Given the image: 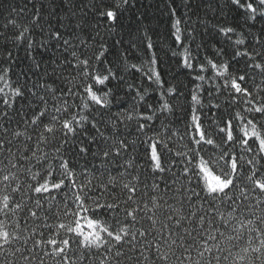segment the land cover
<instances>
[{"label":"trees","instance_id":"16d2710c","mask_svg":"<svg viewBox=\"0 0 264 264\" xmlns=\"http://www.w3.org/2000/svg\"><path fill=\"white\" fill-rule=\"evenodd\" d=\"M116 3L117 0H0V76L4 77L0 80V89H3L0 92V125L9 129L5 136L0 128V139L5 141L6 149L0 151V223L4 224L9 233L7 241L0 237V264H40L41 260L43 264H55L51 257L43 255L40 247L35 249L33 255V240L40 239L39 235H33V230L43 231L49 238H69L72 234L59 228V224L76 227L74 219L79 221L85 234L90 231L88 219H97L100 225L108 227L114 235L122 227L129 232L135 231L138 241L136 250L131 251L130 246L122 248L126 256L120 264H136L135 258L140 256L141 250L149 259L145 261L141 258L139 264H162L157 254V244L160 254L168 256L167 264H264V246L261 245L264 240V205H255L254 194L249 191V199H244L240 191L235 190L232 193L235 199L233 204L231 200L224 203L206 200L205 193L201 192L199 201L192 197L189 202L186 198L188 189L192 188L196 192L201 189L195 178L189 184L182 175V169L187 168L190 175L199 177V185H203L206 190L208 171L219 175L224 170L223 163H218L220 152L223 151L225 155L240 154L241 144L238 141L244 138L242 129L247 120L253 119L255 115L256 120L253 122L260 129L259 114L245 111L250 105L244 103L245 98L235 94L230 86L227 89L224 87V81L229 77H219L218 70L211 68L210 61H227L228 57L216 56L215 49L223 46L230 53L231 44L240 34H243L246 42L252 41L253 34L260 32L264 21L246 22L245 14L233 9L228 0H133L130 6L122 10L120 25L113 28L110 21L98 13L116 10ZM173 8L175 12L171 11ZM37 10L41 16L39 21L33 15ZM177 19L181 20L179 25L176 24ZM221 24L236 29L231 42L218 34L216 26ZM56 30L71 41L81 62L85 58L89 60L87 71L99 74L111 66V70L122 77L118 82L113 81V90L117 95L111 98L112 107L105 113L104 123L100 127L105 135L112 136L110 144L123 139L129 144L134 143L135 149L130 148L127 154L122 153L120 157H112L111 162H106L100 155L99 146L102 141L97 137L96 143L87 145L89 153L86 156L80 155L74 148L65 155V159L71 157V166L74 167L78 183L87 182L81 175V170H85L88 180L95 185L89 193L93 199L99 198L101 203H105L115 198L120 202L121 209H139L134 224L130 218H126L124 211H120L115 218L110 213L93 216L91 212L84 211L75 218L71 214L65 215L66 204L69 213L75 211V208L71 206L70 198L68 201L62 199V193H54L52 212L48 211V199H41L43 211L35 208L36 196L49 197V193L35 194L33 188L44 182V168L55 169L59 164L56 148L62 142L63 121L67 119L71 122L74 115L77 118L88 115L90 109L92 115H96L99 108L85 91L88 84L92 83L91 77L83 75L82 64L81 67L71 66L77 64L71 56L72 47L64 51V46L51 38V33ZM176 36H180L183 43L175 40ZM30 41L33 45L31 49L28 48ZM42 41L46 47L39 46ZM148 43L153 45L151 50L147 49ZM102 45H107L108 50L107 59L101 66L95 57ZM245 46H241V50ZM193 56L196 57L195 61L191 59ZM186 57L193 64L192 69H185L183 61ZM152 59H156L157 63L152 64ZM37 63L39 68L36 67ZM199 64L205 65L203 72H200ZM155 72L160 75V84H157L154 76L148 78ZM196 74L205 76L204 82H196L202 84L204 90L197 89L192 93L195 87L193 77ZM251 75L258 85L253 87V82L249 81V91L253 93L251 106H260L264 104V77L257 72ZM53 79L56 81L53 86L60 91L55 97H46L48 102L44 107L50 114L57 116L56 123L52 125L56 131L49 134L42 127L35 129L28 117L38 106L31 94L37 90L34 85L38 82L51 84ZM217 87L220 89L218 93ZM209 88L212 89V99L208 98ZM17 89L24 92L23 99L15 95ZM190 93L197 95L199 104L192 101ZM233 96L236 97L235 102ZM6 100L8 104L4 103ZM165 102L173 109L171 114H166V118L161 115V106ZM146 103L151 104L161 118L148 124L142 134L138 124L144 122L143 115L151 114L145 107ZM200 104L203 105L202 110ZM57 109L60 111L57 112ZM3 112L9 113L10 120L3 118ZM235 114L245 119L238 121L234 118ZM191 115H195L205 129L209 128L210 121L215 122L213 127L223 128L224 121L231 119L232 133L237 142L217 139V151L205 147L203 151L194 152L189 143V135L185 132V121H189V125L195 123L191 121ZM113 124L116 126L114 135ZM260 130L264 133V129ZM14 132H20L21 135L17 137ZM88 133L90 136L96 135L91 127ZM41 134L45 139H40ZM209 135L215 137L216 133L213 131ZM150 139L166 141L171 150V154H166L164 159V166L170 170L164 174L154 171L155 161H150V152H145L149 148ZM76 142L73 141L74 144ZM258 143L254 138L249 139L253 152H244V159L252 158L264 164L257 155H253ZM177 152L182 153L184 158L176 156ZM45 156L48 162L42 167L37 163V157L43 161ZM129 157L135 158V167L125 172L122 165ZM118 173L123 175L118 176ZM4 175H9L10 180L3 181ZM34 175L36 179H33ZM110 175L117 178L119 186L109 187L105 191L104 185L109 183ZM153 182L159 187L153 189ZM240 182L248 186L247 181L236 183ZM125 183L136 188L133 200L127 203L124 201L130 193L122 188ZM5 196L10 198L9 209H3ZM17 202L26 207L13 212L11 209ZM29 208L36 210L39 216L51 217L43 221L54 225L51 231L44 228L40 220L34 221L30 217ZM55 211L60 213L58 218L53 215ZM192 212H196L197 217L204 216L203 228L191 217ZM170 216L172 219H169ZM181 216L188 217L192 223L186 219L181 221V227H176L174 222ZM250 220L251 224L248 223ZM38 224L41 225L39 229L36 228ZM96 231L105 240L112 241L106 233L100 232L99 227ZM139 231H144L146 237H140ZM209 234L216 239L208 241ZM205 243L211 249L210 252L204 251ZM186 248L188 251H185ZM16 249H21L30 260L25 261ZM255 249H259V252ZM47 250L50 251L51 246ZM109 250L115 252V248ZM97 252L101 257L105 255L103 249H92L93 256ZM200 252H204V255L201 256ZM78 254L79 250L73 245V249L68 252L69 257L75 259ZM95 264H99V260Z\"/></svg>","mask_w":264,"mask_h":264},{"label":"snow or ice","instance_id":"6c2138e0","mask_svg":"<svg viewBox=\"0 0 264 264\" xmlns=\"http://www.w3.org/2000/svg\"><path fill=\"white\" fill-rule=\"evenodd\" d=\"M133 0H117L115 5L116 10H107L100 11L98 15L102 17H106L113 28L120 25V15H122V10L132 4ZM228 3L231 5L233 9L239 10L241 13L245 14L246 22L251 20L253 22L256 21H264V0H228ZM13 11H16L13 9ZM21 12L23 9L20 10ZM172 12L176 10L171 9ZM36 18V21L41 19L39 10L33 14ZM11 23H14L10 21ZM181 20L177 19L176 24L179 25ZM255 24L252 25L254 27ZM27 30V29H26ZM216 30L219 35H222L228 42H231L232 35L236 32V29L230 25H217ZM22 35V34H21ZM189 38H191L190 34H188ZM51 38L56 40L58 44H62L64 46V51H68L71 45V41L62 36L59 30H56L51 33ZM175 40L180 41V36H176ZM247 44V46H245ZM32 42L30 41L28 44V48H32ZM40 47H46L45 42H40ZM232 51L229 53L226 49L221 46L215 49V54L218 57L224 58L228 57L227 61L221 60V63H217L216 61H210L211 68L217 71V75L219 77H229L224 81V87L227 89L229 86L232 90H234L235 94H238L241 97H244V103L250 105L245 109L246 112L251 114H259L261 117L260 120V129H264V104L260 106H251L253 105V101L250 99L253 95L252 92L249 91V81H252L253 87H258L255 84V77L251 75L252 72H257L258 75L264 77V25H262L259 33L253 34L252 41L246 42L243 34H240V37L235 39L234 43L231 44ZM241 46H245L243 50H241ZM153 45L151 43L147 44V49L151 50ZM199 47V46H198ZM259 49V50H258ZM107 45H102L101 50L98 55H96L95 59L99 65H103V62L107 59ZM190 52L191 49H188ZM71 56L73 59L77 61V64L71 65L72 67H81L84 76H90L92 83L88 84L85 91L90 95V99L95 105L99 106L97 109L96 115H92L91 109L89 110L88 115H80L72 116L71 122L69 120H64L62 124V142L56 148L57 159L59 160V164L55 169L52 167L44 168V182L39 183L38 186L33 188V192L35 194L49 193V197L36 196L34 199L35 208L43 211L44 205L41 203V199L49 200V212H52V202L55 201L54 193H62V199L64 201H68L71 199V206L75 208V211H71L69 213V207L66 204L64 207V214H71L73 218L78 216L81 211L91 212L93 216L103 215L104 213H110L115 218V216L120 212L124 211L126 214V218H130L131 222L134 224L136 222V213L139 209H121L120 202H118L115 198L112 202L101 203L100 199H93L91 195H89L91 188L95 187L94 184L88 180L85 170H81V175L84 176L85 182H77L75 178V170L74 167L71 166V157L65 159V155L70 153L72 149H76L78 153L82 156H86L89 153V147L87 145L96 143L97 137L102 141V144L99 146L101 151L100 155L106 162H111L112 157H120L121 154H127L129 149H135V144H129L123 139L118 140L115 144H110L112 136L105 135V131L101 129L100 125L104 123L103 117L106 112L110 111L112 107V99L115 98L117 92L114 91L113 81H119L122 77L117 76L115 72L111 70V66L105 68L99 74H92L87 71L89 67V60L83 59L82 62L80 58L77 56V49L72 47ZM193 61L196 60V57H191ZM208 59L207 57L205 58ZM152 64L157 63L156 59L151 60ZM185 69H192L193 64L189 63V58H185L183 61ZM237 65H240L237 67ZM36 67L39 68V64H36ZM135 65H133V68ZM200 72L205 70L204 64H199ZM235 73L236 75H233ZM153 76L157 84L161 83V78L158 72L152 73L149 75V79H152ZM4 79V77L0 76V80ZM204 82L205 76L201 74H196L193 77V83L195 87L192 90V93H195L197 89H203L202 84H197L196 82ZM55 79L52 80L51 84L38 82L34 87L37 89L32 92V96L35 97V102L37 103V107L32 112L31 117H28L30 123L34 126L35 129L43 128L44 132L53 134L56 129L52 126L57 121V116L49 113L46 107L47 104L46 97H55L59 89L55 88ZM95 86V87H94ZM131 87V86H129ZM3 89H0L2 92ZM208 98H213L212 89L208 90ZM220 91L219 87L216 88V92ZM191 94V93H190ZM231 94V93H230ZM15 95L21 97L23 99L24 92L21 89H17ZM143 99V97H141ZM192 101L200 103L196 94H191ZM236 97L233 96V102H235ZM159 103V100L156 101ZM5 104H8V101H4ZM145 107L148 112L151 114H145L142 116L143 123L138 124V130L140 133H144L145 128L148 124H150L154 119H160L161 116L157 115L154 111L153 106L151 104H145ZM219 108V105H216ZM200 109H203V105L200 104ZM67 109H65L66 111ZM57 112L60 109L56 110ZM173 109L170 105L165 102L161 106V115H164L166 118V114H171ZM211 111V108H209ZM2 116L5 120H10V115L8 112H3ZM131 117H129L130 119ZM235 119L238 121H243L245 117L235 114ZM191 121L195 123L189 125V121H185V132L189 135V143L191 145L192 150L195 151H203L205 147H211L213 151H217V146L215 141L217 139H221L225 142H237L234 140V136L232 133V120L227 119L224 121V127H213L215 122L210 121L209 128L205 129L202 125L201 121H197V117L195 115L190 116ZM256 120V116L253 115V119L247 120V122L243 125V137L238 143L241 144L240 154H227L223 151L220 152V156L218 158V163L222 162L224 166V170L221 174H213L211 171H208V175L206 177L207 181V189L205 190L203 185H199V177L190 175L189 170L187 168L182 169V175L188 183H191V179L195 178L198 181V186L201 191L196 192L194 189L189 188L188 193L186 194V198L189 202L192 201V197H195L197 201L201 198V192L205 193V199L211 201H219L220 203H224L225 201L231 200L233 204L235 203L234 196L232 193L235 190H239L241 196L244 199H249L247 193L250 191L254 194L255 205H264V164L258 163L256 159H244V152L252 153L253 149L249 146V139L258 140L257 150L253 155H257L260 161H264V133L260 129L257 128L256 123L253 121ZM250 126V128H249ZM91 127L96 133V135L90 136L88 133V128ZM2 128L3 134L6 136L9 132L8 128ZM189 128L191 130L189 131ZM225 129L228 131L225 132ZM171 130L169 129V132ZM215 131V137L210 136L211 132ZM113 135L116 132V126L113 124L112 127ZM15 136L19 137L21 135L20 132H14ZM31 139V137H29ZM40 139H45L43 134H41ZM73 141H77L75 144ZM87 142V143H85ZM10 144L11 141H8ZM143 144V141H141ZM5 149V141L0 139V151H4ZM10 151V149H7ZM159 150V152H158ZM146 153L150 152V161H155L154 171H158L161 174L168 172L170 169L164 166V159L166 154H171V150L167 146L166 141L156 142L150 139L149 148L145 149ZM95 154V153H93ZM180 158H184L182 153L177 152L175 154ZM35 156V153H33ZM239 161V163H238ZM48 162L47 156L43 158V161L39 157H37V163H40L43 167L44 164ZM168 163H174V161H168ZM151 166V165H150ZM125 172H128L129 169L135 167V158L129 157L124 165ZM207 171V169H205ZM55 174V178L53 175ZM38 175V174H36ZM119 175H123V173H118ZM33 179H36V176H33ZM10 176L4 175L3 181H9ZM237 181H247L248 186H245L244 183L240 182L237 184ZM175 183V181H173ZM117 178L113 176H109V183L104 185L105 191L108 190L109 187L116 188L118 187ZM153 189L159 187L155 182L151 185ZM123 189H127L130 195L127 196L128 201H132L133 197L136 193L135 187H129V184L125 183L122 185ZM155 199V198H153ZM89 201L91 204L89 205ZM253 205V206H255ZM10 207V198L5 196L3 198V209H9ZM26 205L22 203H15L14 208L11 210L14 212L16 209L23 210ZM145 207L147 205L145 204ZM212 207H218V205H213ZM209 212H212V208L209 209ZM28 213L30 217L35 220H40L42 222V226L44 228L51 229L54 225H50L47 223H43L44 220L50 219L48 216H39L36 210L28 209ZM7 215V212H5ZM53 215L59 217V211H55ZM191 217L195 218L197 222L200 224L201 228L204 225V216L201 215L197 217L196 212L191 213ZM87 219V217H82ZM169 219H172L170 216ZM188 220L189 223H192V220L188 217H179L175 220V226L181 227L182 220ZM73 223L76 224V227H73L71 224L65 225L64 223L59 224V228L64 229L67 233H71L72 235L69 238H49L44 235L43 231L37 232L35 229L33 230V235H39L40 239L33 240V249L32 253L35 255V249L40 247L43 249V255L46 257H51L55 264H95L96 260H99V264H120L121 260L125 258L126 253L121 251L122 248L126 246H130L131 251L136 250V243H138L136 239V232H129L127 228L122 227L115 235L113 231L109 230L108 227L102 226L99 224L97 219H88V231L87 234L84 233L83 228L79 225L78 220H73ZM249 224L252 221H248ZM155 224V221H153ZM41 225H37L36 228L39 229ZM100 228V232H104L108 237L112 238V241L109 242L105 240L103 236L100 235L99 232L96 231L97 228ZM185 232L188 229H184ZM122 233V234H121ZM190 234V233H189ZM57 235H59L57 233ZM140 237H146V233L144 231H139ZM9 233L5 230L4 224L0 223V237L4 238L7 241ZM15 238V237H13ZM82 238V239H81ZM208 241H213L216 238L211 234L207 237ZM175 243V241H173ZM73 245L79 250V254L76 255L75 259H71L68 255V252L73 249ZM107 245V247H105ZM261 245L264 246V240L261 241ZM48 246H51V250H47ZM204 251L210 252L211 249L207 247V243L203 245ZM103 249L105 255L103 257L100 256L99 252L95 256L92 255V249ZM110 248H115V252L110 251ZM157 254L159 259L162 261V264H167L168 256L165 254H160L159 252V244L156 245ZM148 250H151V244H149ZM17 252H20L25 261H29L30 257L24 255V252L21 249H16ZM185 251H188L186 248ZM255 251L259 252V249H255ZM201 256L204 255V252L199 253ZM14 255V254H13ZM143 258L145 261L149 259L148 256L144 254V250L140 251V256L136 257V264H139L140 259ZM129 259H132L129 257ZM190 260L191 257L189 256ZM40 264H43V260L40 261Z\"/></svg>","mask_w":264,"mask_h":264}]
</instances>
